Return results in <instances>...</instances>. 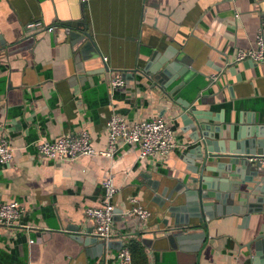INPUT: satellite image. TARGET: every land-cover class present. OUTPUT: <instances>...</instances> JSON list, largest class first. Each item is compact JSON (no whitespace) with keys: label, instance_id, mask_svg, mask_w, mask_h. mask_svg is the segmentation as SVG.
<instances>
[{"label":"crops","instance_id":"obj_1","mask_svg":"<svg viewBox=\"0 0 264 264\" xmlns=\"http://www.w3.org/2000/svg\"><path fill=\"white\" fill-rule=\"evenodd\" d=\"M83 17L93 46L82 51L60 23ZM257 36L264 37V0H0V139L13 149V160L0 163V204L14 200L25 210L17 225H0V264H115L120 241L139 242L147 264H264V238L257 240L264 237V205L244 224L243 208L209 221L197 253L180 252L168 236L169 208L183 204L175 190L187 174L188 143L171 102L205 98L209 105L200 107L210 106L213 117L253 120L263 130L264 61L232 62ZM165 52L185 56L191 67L179 64L186 73L161 91L138 69ZM114 75L124 87H110ZM113 115L128 124L166 120L178 146L145 160L137 145L121 146L111 158L71 161L37 150L39 141L83 129L94 150L104 151ZM106 178L118 187L116 209L125 213L134 199L149 215L143 222L116 216L111 247L103 250L100 241L85 246L76 238L90 236L85 210L101 204ZM244 201L236 195L234 205Z\"/></svg>","mask_w":264,"mask_h":264},{"label":"water","instance_id":"obj_2","mask_svg":"<svg viewBox=\"0 0 264 264\" xmlns=\"http://www.w3.org/2000/svg\"><path fill=\"white\" fill-rule=\"evenodd\" d=\"M60 24L66 29L71 45L82 48V51L93 46L85 17ZM182 63L191 67L190 61L178 52L174 55L169 52L164 55L154 54L150 63L147 62L138 72L153 80L152 88L163 91L170 82L186 73L179 66ZM179 87L180 84L165 94L170 97ZM171 103L178 109L170 108V114L180 122L182 130L188 135V143L182 145L187 174L175 190L178 193L177 199L182 195L183 204L169 208L174 226L169 229L168 236L180 252L193 254L201 249V244L206 240L205 228L209 221L229 213L238 215L243 208L244 224L252 214L261 212L264 205V168L260 161L249 159L264 158V129L261 130L253 120L241 117L238 120L231 118L227 122L213 117L210 106L208 109L200 107L209 105L205 98ZM231 176L237 179H231ZM242 186H246V191H241ZM236 195L238 200L241 195L244 196L243 204L234 205ZM252 195L256 202L249 204L248 199ZM114 212L115 217L120 216L122 220L123 212L116 208ZM190 220H197V223H190ZM151 237L153 240L154 235ZM262 238L260 235L257 240ZM76 239L85 246L98 243L93 236ZM109 241L98 247L110 249ZM146 244L149 245L150 241ZM122 246L123 242L120 241L119 250Z\"/></svg>","mask_w":264,"mask_h":264},{"label":"built area","instance_id":"obj_3","mask_svg":"<svg viewBox=\"0 0 264 264\" xmlns=\"http://www.w3.org/2000/svg\"><path fill=\"white\" fill-rule=\"evenodd\" d=\"M260 63L264 61V37L257 36L255 46L246 50H237L234 54L233 63L243 61ZM104 63L107 57H102ZM212 81L216 76H212ZM125 86L121 75H114L110 79V87L122 88ZM107 146L104 151L96 152L91 146L90 138L86 130L81 129L75 135L59 137L53 141H39L38 152L46 159L71 161L80 156H95L111 158L121 146L137 145L138 157L145 160L155 157H166L178 146L175 139V132L172 126L163 119L141 120L128 124L123 117L113 115L106 122ZM13 160V149L9 143L0 139V163L9 164ZM260 161L264 168L263 159H249V161ZM103 198L97 207H90L85 210L86 217L92 222L93 230L89 234L98 241L104 243L114 237V205L113 199L118 192V187L113 179L106 178L102 182ZM133 205L121 217H136L141 222L148 218V211L132 200ZM25 213L24 208L14 200L0 204V225L14 226L19 223ZM115 264H133L132 256L127 245L116 254Z\"/></svg>","mask_w":264,"mask_h":264},{"label":"trees","instance_id":"obj_4","mask_svg":"<svg viewBox=\"0 0 264 264\" xmlns=\"http://www.w3.org/2000/svg\"><path fill=\"white\" fill-rule=\"evenodd\" d=\"M127 247L131 253L133 264H147L144 249L139 242L131 241Z\"/></svg>","mask_w":264,"mask_h":264}]
</instances>
